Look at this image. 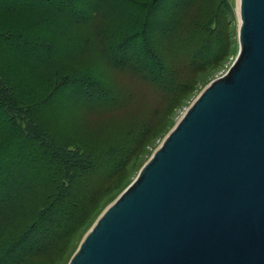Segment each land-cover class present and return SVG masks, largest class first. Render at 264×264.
Segmentation results:
<instances>
[{
	"label": "rangeland",
	"instance_id": "obj_1",
	"mask_svg": "<svg viewBox=\"0 0 264 264\" xmlns=\"http://www.w3.org/2000/svg\"><path fill=\"white\" fill-rule=\"evenodd\" d=\"M1 1L31 4L15 13L0 7V27L27 34L41 48L22 54L0 36V76L17 103L26 106L46 134L52 135L54 144L76 147L89 159L90 168L78 173L71 184L74 215L68 232L45 254L32 258L37 264H66L98 212L136 177L142 162L200 87L233 61L239 49L238 0H160L147 19L142 7L150 0H70L60 2L63 7L45 0ZM175 3L180 9V13L174 9L178 26L175 35L169 36L179 40L198 35L202 39L198 45L204 41L207 52L210 42L211 57L206 63L189 68V50L178 47L173 53L178 71L160 80L169 86L176 79L180 87L175 90L160 89L135 69L111 63L115 52L108 51V46L118 32L128 28L145 30L151 38L147 40L166 44L163 36L155 35V25L161 23L169 4ZM198 22L208 26L204 29ZM191 23L198 26L191 27ZM40 40L50 46H41ZM178 51L185 54L187 63ZM168 61L173 60L169 57ZM85 78L105 88L112 98L101 103L86 101L78 83ZM1 126L0 148L13 139L9 128ZM16 142L23 148L8 144L9 155L26 167L19 150L31 151L39 145L23 138ZM45 165L41 159L35 167ZM38 176L42 183L48 178L40 170ZM45 189H32L29 205L37 206ZM9 233L10 229L6 238Z\"/></svg>",
	"mask_w": 264,
	"mask_h": 264
},
{
	"label": "water",
	"instance_id": "obj_2",
	"mask_svg": "<svg viewBox=\"0 0 264 264\" xmlns=\"http://www.w3.org/2000/svg\"><path fill=\"white\" fill-rule=\"evenodd\" d=\"M239 49L197 91L66 264H264V0H239Z\"/></svg>",
	"mask_w": 264,
	"mask_h": 264
},
{
	"label": "trees",
	"instance_id": "obj_3",
	"mask_svg": "<svg viewBox=\"0 0 264 264\" xmlns=\"http://www.w3.org/2000/svg\"><path fill=\"white\" fill-rule=\"evenodd\" d=\"M45 1L59 7H63L60 2H70V0ZM159 1L150 0L142 7L144 19L148 18ZM176 4L174 6L169 4L164 18L160 19L161 23L155 25L157 29L155 35L163 36L166 44L157 45L155 39L154 43L152 40H147L145 30L133 32L128 28L118 32L108 46V51L112 49L115 52L114 57L109 58L111 63L135 69L140 74L151 78L152 82L160 89L173 88L175 90L179 88L180 84L176 79L169 86L160 82L165 75L178 71L173 58L176 49L182 46L183 50H189L188 67L193 68L201 66L209 60L212 45L210 42L208 43L209 51L207 52L204 41L198 45V42L202 40L198 35L179 40L176 36L175 40L169 36V34L175 35L176 26H178L174 9L178 13H180V9ZM29 6L31 4L24 1L0 2L1 9L9 13H15ZM181 13L185 16V13ZM78 17L79 21L83 20L81 19L83 14ZM197 24L204 29L208 26V24L200 22ZM198 25L190 24L194 28ZM20 33L15 29L0 27V36L3 37L0 38L6 39L15 51L18 50L24 54L41 48L36 46L35 42L38 40H30L27 34ZM40 41L41 46H50V43ZM178 52L187 63L185 54L181 51ZM169 57L173 61H168ZM87 80L86 78L79 79L80 82H78L80 96L86 101L101 103L112 98L105 88L96 83H88L90 81ZM63 81L62 79L61 82ZM27 109L26 106L17 103L10 87L0 76V125L7 126L13 137L0 148V264H37L32 258L45 254L56 241H59L68 232L69 222L74 215L71 184L78 173L90 168L86 152L83 153L76 147L54 144L52 135L46 134ZM22 138L39 145V147L32 148L31 151L19 150L22 156L21 160L26 163V167L22 166L17 157L9 155L10 151H8L10 148L8 144L22 149L23 147L16 142ZM38 148L41 149L36 150ZM41 159L46 160L45 167H35ZM16 160H19V165ZM39 170L48 175L45 183H42L38 176ZM39 187H46L41 200L37 206L29 205L31 190ZM9 229L10 233L6 238L5 232Z\"/></svg>",
	"mask_w": 264,
	"mask_h": 264
},
{
	"label": "bare ground",
	"instance_id": "obj_4",
	"mask_svg": "<svg viewBox=\"0 0 264 264\" xmlns=\"http://www.w3.org/2000/svg\"><path fill=\"white\" fill-rule=\"evenodd\" d=\"M237 3H238V6H237V8H239V0H238V2H237ZM238 10H239V9H238ZM239 21H240V19H239Z\"/></svg>",
	"mask_w": 264,
	"mask_h": 264
}]
</instances>
